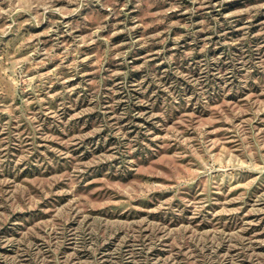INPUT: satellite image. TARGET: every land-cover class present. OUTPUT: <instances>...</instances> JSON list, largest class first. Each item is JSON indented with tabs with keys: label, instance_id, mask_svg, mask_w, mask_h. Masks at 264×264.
I'll return each instance as SVG.
<instances>
[{
	"label": "rangeland",
	"instance_id": "374dc122",
	"mask_svg": "<svg viewBox=\"0 0 264 264\" xmlns=\"http://www.w3.org/2000/svg\"><path fill=\"white\" fill-rule=\"evenodd\" d=\"M0 264H264V0H0Z\"/></svg>",
	"mask_w": 264,
	"mask_h": 264
}]
</instances>
